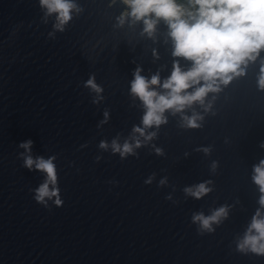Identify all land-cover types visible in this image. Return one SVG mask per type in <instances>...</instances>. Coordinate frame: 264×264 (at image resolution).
<instances>
[{
	"label": "water",
	"instance_id": "1",
	"mask_svg": "<svg viewBox=\"0 0 264 264\" xmlns=\"http://www.w3.org/2000/svg\"><path fill=\"white\" fill-rule=\"evenodd\" d=\"M73 2L82 11L61 32L40 0H0V264H264V256L236 250L260 207L252 175L264 159V49L203 105L166 111L167 123L147 130L157 136L122 159L111 141L129 140L145 111L130 93L134 70L148 79L158 73L153 87L163 93L174 64L187 71L192 62L173 56L164 20L149 36L142 20L119 25L130 11L123 0ZM92 75L103 88L98 103L85 87ZM193 113L202 127H182ZM29 139L33 158L56 157L62 206L55 197L49 208L34 200L46 174L22 166L19 144ZM206 180L213 191L185 194ZM223 205L227 218L199 234L192 215Z\"/></svg>",
	"mask_w": 264,
	"mask_h": 264
},
{
	"label": "clouds",
	"instance_id": "2",
	"mask_svg": "<svg viewBox=\"0 0 264 264\" xmlns=\"http://www.w3.org/2000/svg\"><path fill=\"white\" fill-rule=\"evenodd\" d=\"M130 11L118 17V23L122 26L125 18L130 16L133 22L143 21L144 32L149 36L153 35L155 26L159 20H164L170 29L169 35L174 42L173 56L183 57L192 62L189 70L183 71L178 63L173 66L171 75L164 80L160 93L153 86L160 85L159 74L148 79L141 75L142 69L137 67L133 72V79L130 82V93L138 98L144 106V114L141 126H133L132 135L129 140L121 145L118 138L111 141L113 153H119L123 159L128 155H137L135 148L141 147L157 136L156 131H147L167 123L164 113L172 111V115L182 113L187 106L194 102L204 104V99L209 92H218L219 84L227 85L234 76L241 75V65L248 60H255L259 51L264 49V0H187V5L177 3V0H123ZM40 6L46 8V15L57 14L55 28L61 32L72 19V12L82 11L73 0H40ZM203 81V85H200ZM219 82V83H218ZM85 87L90 88L97 94L93 103H98L103 97L99 94L103 88L95 81L92 75L86 81ZM258 87L264 90V67L258 77ZM194 90L188 92L187 90ZM211 108V103L205 107V112ZM105 117L108 113H104ZM203 116L193 113L191 117L183 116L182 127L197 129L202 127L198 121ZM106 121H101L105 123ZM138 134V135H137ZM143 137V140L140 139ZM33 141L27 140L19 144L25 149L20 153L23 159V167L29 171L38 170L46 174V177L34 191V200L49 208L48 201L53 197L55 206H62L63 201L59 195L57 165L54 163L56 157L51 156L45 159L42 156L35 157L30 154ZM87 145H81L86 147ZM264 148V143L260 145ZM99 147L107 150L109 145L100 141ZM205 155L210 154L211 147L198 149ZM157 155H163V150L156 148ZM187 155V153L185 154ZM97 160L100 157L96 158ZM218 162L213 161L211 170L215 172ZM252 181L258 186L259 208L251 219L243 237L237 241L236 250L241 254H255L264 256V159L253 165ZM151 183V177L145 181ZM166 183L162 179L160 184ZM212 180H206L192 187H186V195L200 199L207 195L212 188ZM51 186V188H50ZM30 191H32L30 189ZM47 198V199H46ZM170 199V197H168ZM228 205H223L214 210L211 215L205 216L202 212L194 213L191 217L193 223H198V233L205 231L211 233L215 229L212 225L219 224L222 219L228 216Z\"/></svg>",
	"mask_w": 264,
	"mask_h": 264
},
{
	"label": "trees",
	"instance_id": "3",
	"mask_svg": "<svg viewBox=\"0 0 264 264\" xmlns=\"http://www.w3.org/2000/svg\"><path fill=\"white\" fill-rule=\"evenodd\" d=\"M177 3L184 4L185 6H188L187 0H177Z\"/></svg>",
	"mask_w": 264,
	"mask_h": 264
}]
</instances>
